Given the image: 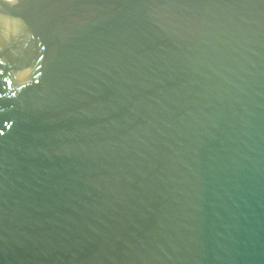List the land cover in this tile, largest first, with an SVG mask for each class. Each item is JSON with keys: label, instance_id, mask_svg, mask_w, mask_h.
Returning <instances> with one entry per match:
<instances>
[{"label": "water", "instance_id": "obj_1", "mask_svg": "<svg viewBox=\"0 0 264 264\" xmlns=\"http://www.w3.org/2000/svg\"><path fill=\"white\" fill-rule=\"evenodd\" d=\"M0 264H264V0L0 1Z\"/></svg>", "mask_w": 264, "mask_h": 264}, {"label": "bare ground", "instance_id": "obj_2", "mask_svg": "<svg viewBox=\"0 0 264 264\" xmlns=\"http://www.w3.org/2000/svg\"><path fill=\"white\" fill-rule=\"evenodd\" d=\"M0 1H2V2H5V3H9V2H11V1H13V0H0ZM31 26H32V23L31 22H28L26 25H25V28H31Z\"/></svg>", "mask_w": 264, "mask_h": 264}]
</instances>
